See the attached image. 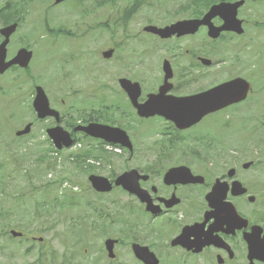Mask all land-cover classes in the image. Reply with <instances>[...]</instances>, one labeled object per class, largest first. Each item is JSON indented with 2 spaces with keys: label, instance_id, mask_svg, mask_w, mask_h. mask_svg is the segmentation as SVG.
<instances>
[{
  "label": "flooded vegetation",
  "instance_id": "flooded-vegetation-1",
  "mask_svg": "<svg viewBox=\"0 0 264 264\" xmlns=\"http://www.w3.org/2000/svg\"><path fill=\"white\" fill-rule=\"evenodd\" d=\"M148 24H153L152 20ZM254 29L249 41L232 44L238 58L255 55L258 59L262 55L264 60V43L259 42V39L264 38V32L258 33L264 26ZM71 34L73 38L79 36L77 55L83 59L93 46L92 30L86 27L85 31L81 30L77 35L74 32ZM149 37L164 43L155 35ZM190 60L185 76L196 72L200 65L194 59ZM15 72V83L20 81V85L26 86L30 92L34 79L28 73L21 77L18 68ZM245 78L252 83L251 97L238 105L209 114L186 130L175 128L172 139L177 143L181 141L188 144L191 148L185 154H159L147 173H144L147 179L141 182L142 187L152 191L153 203L162 209L161 214L153 218L154 223L161 222L153 229L152 237H177L182 231V237L191 239L219 237L233 251V258L227 250L213 245L204 248L200 254L208 253L214 261L216 257H222V264H232L238 254L245 258L246 244L243 237L255 235V227L261 228L260 236L264 237V73L245 75ZM186 83L189 81L173 83V90L177 91V87ZM160 85L158 83L153 90L157 91ZM55 101L57 105L60 102L61 105L65 104L60 94L55 97ZM158 119L173 129L172 124ZM200 127H205V131L199 130ZM170 143H174L173 140ZM173 166L187 167L193 177L185 179L183 184L174 179L165 181L166 173ZM242 188L245 189L244 194H240ZM170 200L177 202L166 208L165 202ZM237 215L244 221L239 220Z\"/></svg>",
  "mask_w": 264,
  "mask_h": 264
},
{
  "label": "rangeland",
  "instance_id": "rangeland-1",
  "mask_svg": "<svg viewBox=\"0 0 264 264\" xmlns=\"http://www.w3.org/2000/svg\"><path fill=\"white\" fill-rule=\"evenodd\" d=\"M1 1V0H0ZM4 1V4L7 3V0H2ZM181 2H184L182 0H176L174 1V3L172 4L173 6L175 4H179ZM167 3H172V1H168V0H163V2L161 4H163L162 6V10L159 11L158 15H148L150 17L156 18L158 19V17L160 16V18L158 20H160L161 18H163V10L164 8L166 9L167 6L169 4ZM93 10H96V7L94 5L90 6ZM114 13V12H113ZM100 18V16L97 17H93L94 20H98ZM37 19H35V16H33L31 19H28L24 22L23 24V28L22 31H24L25 33H27L28 35H30L32 32H34L35 30H37L36 28L37 26ZM142 24V23H139ZM136 28L132 25L131 28L133 31H137L140 29V26L137 27V25H135ZM120 31V29H119ZM118 31V32H119ZM22 35V34H20ZM150 38V37H149ZM192 45L196 44L195 40H191L190 42ZM44 47L40 50H34L35 51V56L34 59L31 63V66L34 65L35 67V74H38L40 72L39 70V66L38 63H45L49 60L50 57L54 56L53 52H46V44L43 45ZM152 47H156L154 50H152V53L156 54L155 56H158L160 58L161 55H166L168 56V54H166L168 52V50L161 45L160 43H154V46L151 44ZM170 56V55H169ZM153 57H151L150 59H152ZM171 57V56H170ZM155 61V60H153ZM149 62V61H148ZM148 62H146V64H148ZM152 67L146 72V74L148 76H150L151 79H156V77L158 76L161 77V73L160 71L157 72V65L156 63L151 65ZM227 66V65H226ZM159 69V67H158ZM219 68H217L216 70H218ZM215 70V71H216ZM209 73L214 74L215 72H213L211 69H209ZM229 70H226L224 73H228ZM231 74H227L226 76L223 77V79L227 78L228 76H230ZM149 78V80L146 83V88L147 89H151L152 85L154 83L153 80H151ZM215 79L214 76L209 75L208 78L203 81L201 84L199 85H209L213 80ZM8 80H3L2 85L5 87L7 85ZM10 108L12 110L15 111V114L17 116H20L21 114V107L16 104L15 102H13L10 106ZM9 109H7L5 111V118L9 115ZM1 121V118H0ZM160 126L155 125L153 121H146L143 122L141 125L137 126L135 128V131L137 133V136H139L142 139H147L148 135L150 134H154L156 132L160 131ZM199 130L201 131H205V128L200 127ZM133 138L135 139V141L137 140V137L135 136V132H132ZM157 139V138H156ZM9 143V139L5 138V144ZM46 144L45 143V137H44V132L40 130H37L35 133V136H31L28 139H24L21 141V144L23 146L22 150H17L16 153L14 151H10L8 149V147L6 145L3 146L4 149V154H1V161L0 162H4V156L6 158L10 157V154H17V156L20 155H25L24 157V161L23 162H19L20 166L22 167L21 171H17L15 168V165H13L12 163H10L8 165L9 169L12 170V173H10L7 169V167L4 169V172L7 174L8 177H10V180L12 181L11 184H9L7 186V189L10 188V190L6 191L5 194L6 195H0V211L2 210H8L9 212H11V218L8 220L9 223L13 224V223H17L19 224L20 222L26 223L27 226H29L30 230H33V232L37 231V230H41L42 227H44V224H52L55 222V220L57 218H60L61 216H64L66 214L72 215L75 214V211L72 210L70 213L69 212H63L61 210H53L52 207H48L47 210H41L40 208H37L35 205L36 200H43L42 198V194L41 196L39 194L36 193L35 196L32 195L31 193V189L33 187H36L40 181H44V178L47 177L48 180H52V177H48L49 174H51V172H46V176L45 173H43L44 177L41 178H35L33 181L32 178V185L29 183V180H24L22 179L23 176V172H27V170L29 171H36L37 173L39 172H43L45 169V163H41L35 160V157H33V152L32 149L35 148L36 144ZM87 144L89 143H81V146H77L76 147V151H79L80 149L84 148ZM139 147H140V142H138ZM25 146L30 147L28 150H25ZM70 153H75L73 150H68L66 152H63V157L66 158V156ZM140 155H143V153H140ZM126 154H124V152H120V157H116L113 156L112 160L115 162V164H120L123 160H126ZM61 162V159H59ZM63 164L58 165L55 167V169L53 170V174L59 175L60 177H65V176H72L75 177V179H72L73 181H79L81 183H83V185L85 184V179H86V175L81 172L78 167H75L74 164L68 162V161H63ZM129 164L131 165V162H129ZM61 169V170H60ZM102 172L101 174L103 175H108L109 173V163L104 162V166L102 169H100ZM52 174V175H53ZM80 174V176H79ZM50 176V175H49ZM62 186V185H61ZM32 187V188H30ZM30 188V189H28ZM56 189L58 194H62L63 192L61 191L60 188H54ZM55 191V192H56ZM54 192V193H55ZM22 193L21 196H19L16 200L14 199L15 195H18ZM40 196V197H39ZM39 197V198H38ZM50 197V195H49ZM38 209L39 210V214L40 215H34L33 212L34 210ZM3 226L5 227L6 224L3 223V219L0 215V264H30L31 262H33L35 260L36 257V249H35V245L33 244L32 248L29 250V254H26V249L31 245L29 242H15V244L13 242H9L6 241V237L2 234V232H4ZM52 229H54L56 232H61L64 228H62V226H59L58 228L55 227V223L53 224ZM45 237H48L52 243H59V239L58 237H53L54 236V231L53 232H48L47 234L44 235ZM153 240L148 238L146 240V242H152ZM100 243L101 240L100 239H96V241L92 244L93 247V251L95 253H97V256L100 255ZM59 250H61V247L59 246L58 248ZM119 255L120 258L118 260V263L116 264H138L136 263L131 255L128 252L127 248H120L119 249ZM174 254H167L164 253V259H162V264H212V261H210V259L208 258L207 255L203 254L201 256L198 257H194V258H182L181 260L175 259L173 257ZM176 255H179V253H176ZM239 263L242 264V261L239 260ZM100 264H107V260L104 259V257L100 260Z\"/></svg>",
  "mask_w": 264,
  "mask_h": 264
},
{
  "label": "water",
  "instance_id": "water-1",
  "mask_svg": "<svg viewBox=\"0 0 264 264\" xmlns=\"http://www.w3.org/2000/svg\"><path fill=\"white\" fill-rule=\"evenodd\" d=\"M56 1L60 2L62 0H56ZM241 4L242 3L240 2L236 4L216 5V6H213L210 9L209 13L200 21L194 20V21H188V22H181V23H177L176 25H172L165 29L153 28L152 32L160 35L162 38H169L170 36L174 34H177L178 36L185 35V34H194L198 30L199 26L208 25L210 27L209 35L214 38L217 37L221 31H234L237 33H241L242 32L241 22L236 19L237 8ZM216 16H220L224 21V25L218 29L213 28V26L210 24L211 19ZM12 31H13V28L9 30V34ZM16 60L19 62L21 66H26L29 58L26 56V54H21ZM164 71L166 73L165 81H167L172 76L170 66L167 62H165L164 64ZM243 83L244 82L241 80H236L234 82L229 83L228 85L226 84L225 86L222 85V86L216 87L210 90L209 92L205 93L204 95L196 97L191 100H184V99L177 100L176 99L170 103V108L168 109L169 113L165 111L168 114H165L164 111L161 113V104L157 102V99L151 98L149 102L139 107V114L145 117L152 116L156 113L165 115L167 118L174 119V121L177 123V126L183 129V128H186V126H190L191 124H194L196 120L186 121L183 118L175 119L174 118L175 115L177 117L179 115L183 117H188L189 114L190 115L193 113L198 114L199 112H201V110L206 111V113L208 111L210 112L214 110L215 108H217L218 103L215 104L216 101L222 102L223 96L235 94V93H237L238 95V93L241 94L243 91L245 92L247 88L246 86H244ZM126 89L127 91H129L128 88ZM132 98L135 101L136 97L134 96ZM34 104L38 111L44 112L46 110L47 100L41 92L37 94ZM223 106H225L224 103H223ZM85 131L97 137L108 138V136L109 137L112 136L111 135L112 133L107 128L89 127ZM65 146H69V145L66 144ZM98 186H100V184H98ZM261 251H262L261 247L251 248L252 258H258V256H261L262 255ZM138 254L141 258H147V261H146L147 264H157V261L153 257L148 258L147 252L145 250L140 251Z\"/></svg>",
  "mask_w": 264,
  "mask_h": 264
},
{
  "label": "trees",
  "instance_id": "trees-1",
  "mask_svg": "<svg viewBox=\"0 0 264 264\" xmlns=\"http://www.w3.org/2000/svg\"><path fill=\"white\" fill-rule=\"evenodd\" d=\"M209 4H210V2H209ZM209 4H208V6H209Z\"/></svg>",
  "mask_w": 264,
  "mask_h": 264
}]
</instances>
